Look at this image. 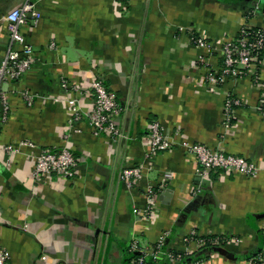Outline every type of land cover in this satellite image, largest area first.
<instances>
[{
	"label": "crops",
	"instance_id": "0c3cea01",
	"mask_svg": "<svg viewBox=\"0 0 264 264\" xmlns=\"http://www.w3.org/2000/svg\"><path fill=\"white\" fill-rule=\"evenodd\" d=\"M26 1L0 0V62L9 48L5 17ZM31 2L42 18L22 31L35 62L19 81L4 85L10 117L0 129V246L9 264H132L130 246L152 248L164 233L155 264H196L168 256L186 249L183 239L192 231L219 241L200 264H252L264 254L262 89L249 78L213 83L207 77L211 68L219 70L225 43L249 17L264 26V0ZM195 36L210 41V54L194 44ZM96 78L118 96L121 140L95 135L86 117L74 122L68 110L75 101L91 111ZM228 95L241 106L226 129ZM156 121L172 148L151 154ZM23 141L33 146L4 150ZM184 143L245 157L259 171L218 170L201 180ZM64 148L76 158L75 176L36 180L37 154ZM131 166L143 176L127 186L121 177ZM150 189L154 212L146 218Z\"/></svg>",
	"mask_w": 264,
	"mask_h": 264
},
{
	"label": "built area",
	"instance_id": "2783aa9c",
	"mask_svg": "<svg viewBox=\"0 0 264 264\" xmlns=\"http://www.w3.org/2000/svg\"><path fill=\"white\" fill-rule=\"evenodd\" d=\"M118 3L126 0H116ZM42 14L35 8L31 0H27L21 7L10 11L6 17V26L9 37V48L6 55L0 62V129L8 122L10 117V104L8 93L4 85L19 81L29 71L34 62L35 54L33 46L28 42L22 29L27 26H38ZM254 16L249 17L246 22L240 26L237 37L228 41L224 45L223 60L219 70L208 72V79L211 82L225 83L228 80H237L249 78L262 89V95L259 99L258 110L264 116V26L254 24ZM184 30V28H181ZM194 44L207 53L212 52L213 45L206 37H193ZM55 47L54 44L51 45ZM201 62L207 63L206 58H201ZM64 87H67L64 81ZM77 90V87H73ZM93 95V107L89 113L82 112L72 101L68 110L72 114V119L77 122L84 117L87 118L95 135H106L116 141L125 138L117 124V118L120 116L121 106L116 93L111 91L104 81L100 78L93 80L91 84ZM29 105L32 104V98L26 95ZM241 106V100L228 95L223 103V127L230 128L235 118V110ZM21 145H30L31 143L23 141L17 145H6L4 150L8 154H15L19 151ZM190 155H192L197 164V177L201 180L209 178L214 171H227L239 173L246 176H255L259 167L256 163L248 161L245 157L227 153L223 149H213L201 143H184ZM172 148V142L166 135L162 124L153 122L150 126V144L151 154L165 151ZM77 170V161L74 154L67 148L60 150H41L36 156L35 179L40 180L44 177L55 175L63 179H71L75 176ZM143 176L141 167H127L122 172V181L127 186H131L133 178L140 179ZM166 178H171L167 173ZM159 189V188H156ZM155 190L150 189L147 192L148 205L143 211L144 217H151L154 212ZM169 233H164L152 248H141L137 244L131 246V251L136 254L132 264H149L148 259H157L163 253V248ZM186 249L182 253H168L171 259L179 261L184 255H191L189 246L197 244L199 248L208 243L205 236L198 235L195 231L183 239ZM212 244L219 243L215 238ZM196 252V251H195ZM201 262H196L200 264ZM0 264H9V253L0 246ZM252 264H264V254H259Z\"/></svg>",
	"mask_w": 264,
	"mask_h": 264
},
{
	"label": "trees",
	"instance_id": "16d2710c",
	"mask_svg": "<svg viewBox=\"0 0 264 264\" xmlns=\"http://www.w3.org/2000/svg\"><path fill=\"white\" fill-rule=\"evenodd\" d=\"M206 238H207V240H208V243H206L205 246L201 247V248L199 249L198 252L193 253V254H191V255H184V254H182V257L180 258L179 262L183 261V260L186 259V258H191V260L194 261V262H202L204 256H205L207 253H209V252H211L212 250L215 249L214 247H213V248L211 247V246H212V245H211V241H212L214 238H213V237H206ZM130 252H131L132 260H133L134 258H136V254H135L134 252L131 251V246H130ZM158 259H159V257H158L157 259H155V260H153V259L150 258V259L147 260V262H148L149 264H155V263L157 262Z\"/></svg>",
	"mask_w": 264,
	"mask_h": 264
}]
</instances>
